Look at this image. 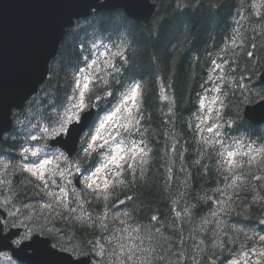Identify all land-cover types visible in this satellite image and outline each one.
I'll return each instance as SVG.
<instances>
[{
  "label": "trees",
  "instance_id": "obj_1",
  "mask_svg": "<svg viewBox=\"0 0 264 264\" xmlns=\"http://www.w3.org/2000/svg\"><path fill=\"white\" fill-rule=\"evenodd\" d=\"M156 1L157 11L148 24L113 10L98 11L79 28L69 29L40 97L42 106L66 97L73 68L81 61L77 43L82 34L111 39L128 63L114 56L121 72L109 74L111 70L103 67L99 79L109 83L98 86L95 95L100 97L101 111L113 107L133 79L142 82L140 131L127 132V138L143 139L150 150L143 177L139 169L134 174L125 172L121 177L125 183L107 192L66 187L65 202L75 209L72 212L40 209L42 205L31 200L37 189L15 169V161L8 166V184L1 190L8 205L33 206L23 208L25 217H33L28 220L31 226L51 236L55 246L75 255L99 256L97 245H103L109 256L100 257L101 264H118L119 257L112 255L116 241L109 246L108 239L127 237L121 231L126 227L153 226L160 230L157 239L163 251L171 253L170 264H229L252 246L255 228L262 230L264 180L252 179L251 173L261 176L264 169L257 163L242 176L222 175L216 155L219 146L205 144L211 134L202 129L219 123L227 132L226 146L241 140L246 146L264 147V125L254 126L243 116L246 103L264 97L259 80L264 68V0ZM248 51L255 55L247 56ZM217 86L222 90L217 92L220 101L209 115L201 99ZM224 120H236L239 126L228 128ZM10 142L7 138L4 143ZM98 151L102 153L97 149L85 155L87 167L95 165ZM233 183L236 187H229ZM221 206L226 211L213 216ZM153 215L159 220L151 221ZM87 216L94 223H87ZM101 219L107 230L101 228Z\"/></svg>",
  "mask_w": 264,
  "mask_h": 264
},
{
  "label": "snow or ice",
  "instance_id": "obj_2",
  "mask_svg": "<svg viewBox=\"0 0 264 264\" xmlns=\"http://www.w3.org/2000/svg\"><path fill=\"white\" fill-rule=\"evenodd\" d=\"M235 44V40L233 41ZM255 47V45H253ZM107 55V53H106ZM115 56L121 57L125 64L128 63L126 57H124L122 51H118L114 54ZM247 56H254V52L248 51ZM87 61L88 57H84ZM97 66V60H91L90 63L85 65V69L80 70V76L75 79V84L73 87V98L71 101V106L66 108L62 117L57 114V118L53 121L55 123L54 128L45 127L42 129L43 133L49 137L57 136H67L69 139L73 137L77 132V125L81 124L84 121H87L89 114L86 112V96L93 91V82L96 79H99L94 73L101 71ZM107 69H110L109 74L115 73L119 74L121 68L116 67L115 63L111 60L106 62ZM219 68V65L216 66ZM222 79V78H221ZM103 84H108L109 81L104 79L101 81ZM143 85L139 82H136L134 79L127 84L126 92L122 94L120 104L106 117L105 121L99 125L96 135L91 138V143H89V148L86 151L94 150L97 146L98 141L101 139L100 130L106 129L109 122H112L117 114L123 112L125 113L123 119L124 123L122 125H117L118 128H123L125 132L138 133L140 131V122L142 118L141 106L139 100L142 96ZM214 91L221 92L219 86H217ZM111 95V93H107ZM163 99H168L167 96H163ZM219 100V97H216L215 103ZM203 105V101H201ZM221 107L223 103L221 102ZM217 118L221 119L219 112H217ZM208 120H211V117H207ZM247 119L253 124H259L261 121H264V115L257 116L254 113H249ZM205 120L202 118L201 123H204ZM224 125H227L228 128H231L233 125H237L236 120H224ZM239 126V125H237ZM0 127H3V123L0 122ZM222 124L212 123L210 126L202 129L211 134V138L204 140V143L211 146H219L216 155L219 157L218 170H222L221 174L224 172L230 177L242 176L244 171L251 172L250 166L253 164H259L261 169H264V147L255 148L251 145H245L241 140H234L231 146H226L225 137L227 135L226 131H222ZM120 133L117 132V135ZM31 140H37L36 136L30 137ZM108 141H104V144H107ZM104 144L99 145L101 148L104 147ZM145 141L141 139L139 142L135 140H130L127 147H121L119 143L116 144L114 152L109 157H106V163L102 164L95 172L87 178L85 183V188L98 191L101 190V184L98 183L100 173H107L113 176L112 180H105L102 189L107 192L109 189L114 188L117 184H124L123 179H115V177H121L125 172H130L134 174L137 169H139V174L141 177L144 175L145 165L148 164L150 158V150H146L143 146ZM247 148L246 151L243 149ZM24 153H30L33 157H38L40 155L41 149H23ZM257 157H260L257 160ZM199 163V161H197ZM52 164V161L49 159H44L42 162H38L32 165L25 164L23 166V171L29 173L35 180H38L43 185V188L47 190V195L52 198L51 202L45 203L42 205V209H47L55 213L56 208H62L69 212L75 211L69 207L65 202V198L68 196V192L61 188L59 194L50 190V181L45 173L47 165ZM52 175H57V173H52ZM60 177H64V172H59ZM251 178L256 181L264 180V175L257 176L254 172L251 173ZM55 180H51V184H55ZM229 187H236L233 183ZM218 192H221V195L225 193L221 189H217ZM77 195V204L79 201V194ZM131 199V197H128ZM123 203V201H121ZM218 203H220L218 201ZM23 207L31 210L30 205H24ZM226 209L221 206L218 209V212H213L212 215L216 216L219 212H225ZM20 210L17 209L16 213H19ZM16 213L13 216H16ZM125 216L128 214L125 213ZM28 220L33 219V217H25ZM151 221H158L159 218L155 215L150 217ZM87 223H94L91 216H87ZM121 223H126V221H121ZM207 223V221H205ZM219 221L217 224L219 225ZM6 223L3 219H0V233L3 232ZM101 228L107 230L106 225L104 224L103 219L100 220ZM122 232L127 233V237H113L108 239L107 243L109 246L112 245L113 240L116 241L117 247L113 249L112 255L119 257L118 264H153L155 261L156 264H170V255L171 253H165L163 251L164 246L159 243L157 239L159 235V229L154 226L149 227H133V228H124ZM143 233V235H141ZM135 234V235H134ZM19 235V233H15ZM30 239V233L26 232L23 239H17L13 241L18 247L25 244V241ZM259 240L264 242V236H260ZM95 243V242H94ZM182 243V241H181ZM32 245H25V248L31 247ZM99 247V252L97 253L100 257L108 256V252L104 249L103 245H97ZM264 255V253H261ZM247 256V253L244 254V257ZM182 259L178 256L177 260ZM230 264H243L241 259H235L230 262Z\"/></svg>",
  "mask_w": 264,
  "mask_h": 264
},
{
  "label": "water",
  "instance_id": "obj_3",
  "mask_svg": "<svg viewBox=\"0 0 264 264\" xmlns=\"http://www.w3.org/2000/svg\"><path fill=\"white\" fill-rule=\"evenodd\" d=\"M93 6L123 7L137 19L148 15L154 7L148 0H107L102 4L98 0H0V122L2 114L9 113L14 102L24 99L45 76L53 43L57 48L64 27L71 23L69 17L85 15ZM249 113L264 115V100L248 105L246 117ZM88 114L89 119L92 112ZM7 128L6 124L0 127V138ZM79 131L77 126L76 137ZM65 147L73 154L77 144ZM79 175L77 172L74 178L78 180ZM30 245L14 249L7 244L0 245V249L10 247L17 257L24 253L28 256L24 260L33 264H88L87 258L73 260L69 254L55 249L48 238L36 235ZM29 248L31 254L27 253Z\"/></svg>",
  "mask_w": 264,
  "mask_h": 264
},
{
  "label": "rangeland",
  "instance_id": "obj_4",
  "mask_svg": "<svg viewBox=\"0 0 264 264\" xmlns=\"http://www.w3.org/2000/svg\"><path fill=\"white\" fill-rule=\"evenodd\" d=\"M207 102H208V101H207L206 99H204V100H203V106H205V105L207 104ZM122 114H123V112L117 114V116L114 118L113 121H115L116 119H120L121 116H122ZM105 119H106V117H104V118L99 122V124H98V126H97V128H96V130H95V132H94V135H96L97 130L99 129V125H100L101 123H103V122L105 121ZM113 121H112V122H113ZM112 122H109V123H108L106 129H102V130H100V136H101V139H100L98 142H102V141L107 137V135H108V133H107V129H108L109 126H111V123H112ZM94 135H93V136H94ZM93 136H92V137H93ZM104 163H106V160H105L102 164H104ZM102 164H101V165H102ZM101 165H100V166H101ZM100 166H99V167H100ZM99 167H98V168H99ZM96 169H97V168H96ZM96 169L93 170V171L95 172ZM93 171H92V172H93ZM92 172H91V173H92ZM91 173H89V174H87V175H84V176H85V177H84V182H85V183H86V180H87V178L90 176ZM105 180H108V179L105 178V177H102V179H101V183H104Z\"/></svg>",
  "mask_w": 264,
  "mask_h": 264
}]
</instances>
